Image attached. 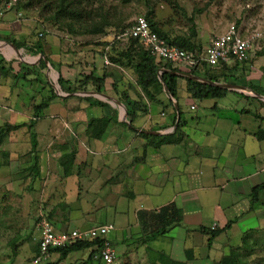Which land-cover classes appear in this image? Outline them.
<instances>
[{"label": "crops", "instance_id": "crops-1", "mask_svg": "<svg viewBox=\"0 0 264 264\" xmlns=\"http://www.w3.org/2000/svg\"><path fill=\"white\" fill-rule=\"evenodd\" d=\"M9 14L0 8L2 38H5L2 34H10L13 22L6 17ZM7 46L10 43L1 39L0 60L5 59L9 64L6 69L3 64L0 67L3 73H0V127L5 123L18 127L10 130L0 144V189L4 191L12 186L19 188V193L27 191L26 196L31 200L28 206L34 208L33 221L44 215L58 232L85 227L86 218L88 226L95 221L93 209L108 204L113 218H121V232H116L112 241L118 256L132 259L136 253L144 252L148 261L152 249L167 252L172 259L185 264H214L223 255L238 250L247 234L264 229V188L253 193L255 186L264 183V95L251 89V86L264 89V63L249 65L252 57H256L254 49L247 63L235 72L236 77L229 79L233 83H224L234 86L227 88L228 93L218 100L190 98L184 89L183 75H178V99L172 98L164 87L163 94L157 97L159 101L151 100L139 86L121 80L117 71L125 73L126 69L110 65L118 69L111 70L114 72L111 88L107 87L108 76L102 92L93 85H88L87 91L71 94L59 93L54 88L56 96L36 116L34 105L50 97L52 87L48 88L38 69H34L38 75L23 77L20 62L31 67L48 56L57 66L46 64L58 76L61 73L71 81L93 70L97 73L99 68L94 63L87 71L59 59L55 62L52 56L57 57L58 53L46 50L44 44V57L39 54L38 61L7 60ZM17 49H22L20 54L25 51L33 55L26 48ZM99 58L104 63L106 57ZM15 63L18 69L13 68ZM124 90L141 105V111L146 107L144 112L137 111L131 122L118 98L117 92ZM88 96L96 101L84 98ZM96 105L108 107L106 114L95 113ZM199 109H204L201 114ZM178 110L183 117L179 123L180 139L150 146L159 137L175 133L178 119L174 118ZM100 118H107L108 125L103 137L97 139L89 135L87 125L91 119ZM30 132L34 133V139ZM120 201L124 205L118 209ZM169 203L181 209V223L162 237L142 243L137 212L156 211ZM214 229L223 230L211 237ZM239 236L241 242L237 246L234 242L232 247V238ZM35 241L30 261L37 254L38 239ZM165 241L167 247L155 244ZM87 255L88 250L72 252L66 257L52 252L50 262L69 264L71 258L84 261Z\"/></svg>", "mask_w": 264, "mask_h": 264}, {"label": "rangeland", "instance_id": "rangeland-1", "mask_svg": "<svg viewBox=\"0 0 264 264\" xmlns=\"http://www.w3.org/2000/svg\"><path fill=\"white\" fill-rule=\"evenodd\" d=\"M48 1L49 0H30L31 4L26 6L25 4H27L28 0H0L1 10L6 13L10 12L11 15L9 14V16L6 17L10 18L11 21L9 22H13L11 24L12 26L9 27V36L5 34L2 35H4L5 38L15 39V41L18 42L23 40L40 41L41 39L46 50H53V53H58L57 57L52 56L55 62H59L57 61L59 59L60 62L67 63L71 66L76 65L78 69L85 68L87 71L91 70V68H93L91 65L95 63L98 66L97 68H99L97 69V73L95 72L96 75L99 74L98 76H101L103 72L110 74L108 76L109 82L107 87L111 88L112 80H114V78L111 77L114 72L111 70L118 69L103 63L98 54V51L104 47L103 41L112 39L111 34L109 36H102L101 34L74 35L68 33L65 27L56 26L49 20L48 8L44 5V3ZM173 1H175L177 5H174ZM87 4L88 9L93 10L95 18H97L95 15L97 12H105L107 19L114 24L115 22H122V24L129 23L138 16H144L147 10L152 9L154 18L159 25L161 27L164 26V29L169 30L173 34H187L188 25L190 24L188 18L192 15L194 16V23L196 25L197 40H199L204 47L208 44L210 39L224 33L230 24H235L239 21L238 31L243 37L258 34L253 42V51L256 52L253 56L256 57H252V60L248 62L249 65L256 66L264 63V55H262L264 54V0H128L127 2L124 0H88ZM195 9L200 10L201 13L196 14L194 11ZM98 19H100V17L95 20ZM92 21L93 20H91V22ZM91 22L89 21L88 24ZM91 26L92 25H89L88 27ZM75 27L77 31L80 30L78 25H75ZM114 29V26H110L108 31ZM12 36L15 38H12ZM34 36L37 39H35ZM124 38L126 37L124 36L123 39ZM123 42H125V40H123L122 43ZM7 47L9 48H6L5 53L7 60L12 58L21 61H38L39 55H30L24 50V53L20 54L22 49L16 52L11 46ZM0 49H2V47H0ZM249 59L250 58L247 60ZM247 60L240 65L243 66L247 63ZM36 64H38V62H36ZM12 65L14 69H18L16 63ZM89 66L90 69H88ZM106 66H108V68H105ZM47 68L42 69L40 72L42 80L44 82L46 81L45 84L49 86L48 88L52 87L50 89L55 88L57 92H63L58 87L57 72L53 70L50 64H47ZM47 73L48 76L46 75ZM117 74L121 77L122 81L135 84V78L132 76L129 69H126L125 73L117 71ZM115 81L119 82L118 80ZM30 83L32 84L35 82ZM41 85L37 84V87L39 88ZM38 92L37 90L36 95L39 94ZM111 94L114 95L112 89ZM91 100L96 101L93 97H91ZM96 106L97 107L93 108V111H96L95 113L103 111L104 114H106L108 107L105 106L108 105H104L105 108L100 105ZM73 108L74 107H70V109ZM203 110L204 109H199L200 114ZM24 185L23 183L22 186L25 188ZM18 189L19 188L12 186L11 188L10 186L7 187L4 191L0 189V264H30L29 262H31L30 259L32 257L31 252L36 245L35 240L39 238L37 225L39 217L33 221L31 216L34 215V208L33 206H28L29 203H31L30 197L26 196L27 191L23 190L22 193H19L17 192ZM102 194H99V196ZM94 204L98 205V201H95ZM101 205H103V203ZM101 205L93 209L95 221L90 222L89 226L103 222L113 223L115 230L110 234L113 241L114 234L118 231L121 232V218L120 216L113 218V210L111 206H109V208H111L112 211L108 209V204ZM122 205H124V203L120 201L118 209L122 208ZM27 206L31 210H28ZM86 220L87 222H84L85 227H87L89 223V219L86 218ZM253 223V227L258 225L255 224V221ZM243 235L242 237L245 236ZM240 239H242L241 236H239V238H232V242H230L231 246L233 247L235 244L237 246V244L241 242ZM244 239L245 242L242 241L240 248H238V251L245 260L243 264H264V229H257L252 234H247ZM234 242L236 243L234 244ZM155 244L161 248L163 246L167 247L166 241ZM117 245L119 247L121 245L118 240ZM74 253L75 252H73V254ZM163 253L169 256L167 252ZM225 253H227V251ZM155 257L154 255L153 258L155 259ZM169 258L174 260L170 256ZM82 260L71 258L69 264H85ZM148 262L149 260L147 261V256L144 252L136 253L132 256V259L127 256H118L116 252L114 264H148Z\"/></svg>", "mask_w": 264, "mask_h": 264}, {"label": "trees", "instance_id": "trees-1", "mask_svg": "<svg viewBox=\"0 0 264 264\" xmlns=\"http://www.w3.org/2000/svg\"><path fill=\"white\" fill-rule=\"evenodd\" d=\"M127 2L128 0H124ZM88 0H49L45 2L44 5L48 8L49 12V20H51L56 26H63L67 29V32L74 35H82V34H95L102 36H109L111 34L112 39L107 41H103V48L98 51L100 56L106 57L109 65H114L118 67H122L124 69H129L131 71L132 76L135 78V84L139 86L146 94L149 95V99L159 101L157 99L158 95L163 94L164 87L168 91L169 95L172 98L178 99V91L180 89L178 80V73L184 72L177 66H173L169 62H162L157 60L153 52L146 48L138 38L127 36L123 39L121 34L124 30L129 28L133 21L122 24V22H118L115 24L110 22L107 19L106 13L97 12L96 17L100 19L95 20L97 18L94 17V13L92 9H88L87 7ZM174 5H177L175 1ZM31 2L28 0L27 5H30ZM87 4V5H86ZM207 6V4H206ZM197 13H201L200 10H194ZM185 14V12H184ZM144 17L148 21L150 28L152 31L156 32L158 36L163 39L169 45H175L181 49L186 51L193 52L197 59L202 54L205 47L202 43L197 40V31L196 25L194 23V16H190L188 19L190 24L188 25L187 34H173L169 30L164 29V26H160L159 23L154 18V12L152 9L146 11ZM91 20H93L91 22ZM91 22L88 24V22ZM100 21V22H96ZM75 25H78L80 28L79 31L76 30ZM92 25L91 27H88ZM236 28L238 29L239 21L235 23ZM110 26H114V30H109ZM59 29V28H58ZM121 31V32H120ZM120 32V33H119ZM35 39H37L34 36ZM4 39L8 43H13L17 48H26L29 52L33 53V55L43 54L42 50V40L37 41H14L8 37L2 38L0 36V40ZM32 39V38H31ZM125 42L122 43V41ZM50 63L52 66L56 67L55 64L49 59L48 56L45 58H41L38 64L29 66L25 63H19V68L24 70L23 77H26L29 74L32 76H36L42 69H46V63ZM0 67L6 66L9 64L5 59L0 60ZM241 63L238 62H230L223 63L220 62L216 66H210L207 62L200 60V62L191 68L187 73L195 76H200L207 80L216 83H233L229 79L236 77L235 72L238 71ZM1 69V68H0ZM34 69H38L39 72H36ZM164 70L160 74L159 70ZM94 70L89 74H82L76 78V80L65 79L61 73L58 76V84L61 87V90L65 93H73L76 91H87L88 85H93L95 90L98 92L104 91V79L107 74L106 72L102 73V76H96L94 74ZM33 78V77H32ZM31 78V79H32ZM36 79V77L34 78ZM184 79V89L185 92L189 95L190 98L197 101H203L206 99H221L227 93L228 89L220 86L211 85L208 83H203L198 80H193L188 77ZM93 87V88H94ZM251 89L254 93H263L264 89H260L259 87L251 86ZM52 95L48 98H44L40 103L34 105V110L37 113L45 108L50 100L55 97V92L51 89ZM119 100L124 104L127 111V120L131 122L137 115L138 112H144L146 107L144 106L141 111V105L136 102V100H132L129 98L127 91L117 92ZM87 100H91V96L84 97ZM97 103H101L97 101ZM168 106H171V102ZM176 110L173 109V112ZM182 112L178 110L177 116L175 115L174 119H178V124L176 126V131L172 135H163L159 137L156 143L151 142L149 145L153 147H158L162 143H173L177 142L180 139L179 134V123L183 122L182 120ZM108 125L107 118L100 119H91L88 122V133L91 137L101 139L105 132V128ZM16 125H11L9 123H5L0 127V144L3 141L4 137L10 132V130L17 128ZM31 130V125L29 126ZM32 135V139H34V133L30 132ZM143 136L148 137L143 134ZM156 137H154L155 139ZM32 146L35 144L32 142ZM264 188V183L257 185L253 188V193H256ZM182 211L181 209L174 203L166 204L160 207L158 210H146L142 209L137 212V219L140 223L141 228V240L142 243H149L153 240H156L159 237H162L167 233L173 226L178 225L182 221ZM229 223L224 227L227 228ZM223 229H214L211 231V237H214L218 233H220ZM211 239V238H210ZM209 239V243H210ZM85 251L88 250V255L86 260L83 263L88 264L92 262L93 256L97 252V244L96 241H80L74 243L72 245L61 247L52 250L51 252H59L61 257H66L69 253L76 251ZM150 262L148 264H185L182 262L174 261L166 256L163 252L153 251L149 249ZM38 252V248H37ZM156 256L155 259L153 258ZM244 259L242 254L238 250H233L227 255H223L218 262H214V264H243ZM47 264H54V262H48Z\"/></svg>", "mask_w": 264, "mask_h": 264}, {"label": "built area", "instance_id": "built-area-1", "mask_svg": "<svg viewBox=\"0 0 264 264\" xmlns=\"http://www.w3.org/2000/svg\"><path fill=\"white\" fill-rule=\"evenodd\" d=\"M257 35L243 37L236 25L232 23L224 33L210 39L199 59L193 52L167 44L156 32L152 31L144 16L135 18L131 26L122 32L121 37L138 38L146 48L153 52L157 60L169 62L188 74L187 72L196 66L200 60L207 62L210 66H216L220 62H245L249 58V53L254 49L253 42ZM104 63L108 64L106 58ZM191 108L194 107L191 106ZM38 226V252L30 264H47L50 262L52 250L80 241H96L98 250L93 256L91 264L115 263L116 251L110 237V234L115 230L113 223L104 222L58 232L44 215H39Z\"/></svg>", "mask_w": 264, "mask_h": 264}, {"label": "water", "instance_id": "water-1", "mask_svg": "<svg viewBox=\"0 0 264 264\" xmlns=\"http://www.w3.org/2000/svg\"><path fill=\"white\" fill-rule=\"evenodd\" d=\"M10 45L15 48V50L18 51V49L16 48V46L13 44V43H10ZM42 57H44L43 54H41ZM159 74L161 73V70H159L158 72ZM178 75H183L185 77H188L190 79H193V80H198L200 82H203V83H208V84H211V85H215V86H220V87H224V88H230V87H233L234 85L232 84H224V83H216V82H212L210 80H207L205 78H202V77H199V76H195V75H192V74H180L178 73ZM104 96V94H102Z\"/></svg>", "mask_w": 264, "mask_h": 264}]
</instances>
